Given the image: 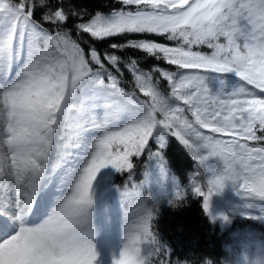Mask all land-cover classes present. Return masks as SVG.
<instances>
[{"label": "snow or ice", "instance_id": "snow-or-ice-1", "mask_svg": "<svg viewBox=\"0 0 264 264\" xmlns=\"http://www.w3.org/2000/svg\"><path fill=\"white\" fill-rule=\"evenodd\" d=\"M107 6L0 0V264H190L159 239L152 171L214 222L228 184L264 205V0Z\"/></svg>", "mask_w": 264, "mask_h": 264}, {"label": "trees", "instance_id": "trees-1", "mask_svg": "<svg viewBox=\"0 0 264 264\" xmlns=\"http://www.w3.org/2000/svg\"><path fill=\"white\" fill-rule=\"evenodd\" d=\"M78 5L92 9L101 7L107 11V4L115 0H74ZM214 75V74H213ZM211 79V77H210ZM231 79H235L234 77ZM213 83L215 81L213 80ZM166 155L172 171L188 182V174L194 170L192 157L176 142L175 138L168 141ZM209 168H214V159L208 162ZM140 168L136 179H143ZM145 193L150 189L158 203V212L155 216V227L161 242L166 243L173 252V259L179 257L187 259L190 264H203L204 259L211 258L213 264H253L257 257H264V219H249L238 211L231 209L224 202V209L230 217L226 225L212 221L203 212L201 200L189 197V202L172 207L168 199L172 195V182L161 180L158 172L152 171L149 183L145 186ZM225 191L233 198L237 193L231 184ZM240 195V194H239ZM241 203L236 208H244L247 213L257 214L264 205H255L247 208L248 200L242 195ZM258 242L261 247H258Z\"/></svg>", "mask_w": 264, "mask_h": 264}, {"label": "rangeland", "instance_id": "rangeland-1", "mask_svg": "<svg viewBox=\"0 0 264 264\" xmlns=\"http://www.w3.org/2000/svg\"><path fill=\"white\" fill-rule=\"evenodd\" d=\"M213 159H214L215 167L210 168V169L219 170L221 167L220 162H218V160L216 158H213ZM239 194L240 193H238V192L235 193L233 198L230 197V194H228L227 192H224V191L222 193L214 194V196L212 197V200H211V206H212L213 213H217L219 211H225V209L223 208L224 202L226 203V205L228 207H230L231 209L237 210L239 213H242V212L247 213V211L244 208L241 207V208L237 209L235 207V204L241 203V201L239 200V197L241 196V194L240 195ZM220 198H222V199H220ZM254 204L259 205V203H254ZM225 214H226V211H225ZM217 222L227 224L229 221L227 223L222 222V221H217Z\"/></svg>", "mask_w": 264, "mask_h": 264}, {"label": "clouds", "instance_id": "clouds-1", "mask_svg": "<svg viewBox=\"0 0 264 264\" xmlns=\"http://www.w3.org/2000/svg\"><path fill=\"white\" fill-rule=\"evenodd\" d=\"M209 262H212L211 258H205L204 261H203V264H209ZM213 264V262H212Z\"/></svg>", "mask_w": 264, "mask_h": 264}]
</instances>
